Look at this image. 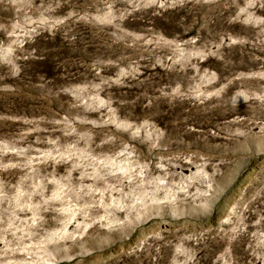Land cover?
I'll return each instance as SVG.
<instances>
[{
    "label": "rangeland",
    "instance_id": "374dc122",
    "mask_svg": "<svg viewBox=\"0 0 264 264\" xmlns=\"http://www.w3.org/2000/svg\"><path fill=\"white\" fill-rule=\"evenodd\" d=\"M0 264H264V0H0Z\"/></svg>",
    "mask_w": 264,
    "mask_h": 264
}]
</instances>
